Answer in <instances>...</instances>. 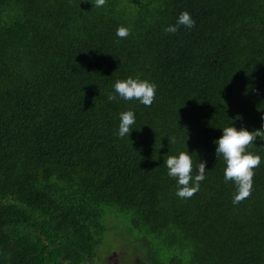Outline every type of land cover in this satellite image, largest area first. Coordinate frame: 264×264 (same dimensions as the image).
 Masks as SVG:
<instances>
[{"label": "trees", "instance_id": "trees-1", "mask_svg": "<svg viewBox=\"0 0 264 264\" xmlns=\"http://www.w3.org/2000/svg\"><path fill=\"white\" fill-rule=\"evenodd\" d=\"M92 3L0 0V264H264V159L234 205L214 143L264 129V0ZM129 76L151 106L108 100ZM181 151L207 161L190 198L164 163Z\"/></svg>", "mask_w": 264, "mask_h": 264}, {"label": "clouds", "instance_id": "clouds-1", "mask_svg": "<svg viewBox=\"0 0 264 264\" xmlns=\"http://www.w3.org/2000/svg\"><path fill=\"white\" fill-rule=\"evenodd\" d=\"M106 0H94L93 7H103ZM196 20L187 10L181 12L174 24L164 28L166 33H175L180 26L193 28ZM120 38L129 35V29L120 26L116 30ZM114 91L108 95V100L113 101L118 97L125 101L138 100L140 104L151 106L155 100L157 85L139 76H129L124 80H117ZM136 116L132 109L120 113L118 135L120 138L131 135ZM259 138L264 141V129L250 131L247 128H237L234 124L222 128V135L214 142L217 157H222L225 162L224 180L232 181L236 185V192L232 203L239 204L247 198L253 189L255 168L259 167L262 158L259 154L248 151V146L254 144ZM170 137V141H171ZM167 166V175L176 180V195L180 198H190L201 187V182L206 179L207 161H199L196 173L193 174V159L189 151H181L178 155H168L164 162Z\"/></svg>", "mask_w": 264, "mask_h": 264}, {"label": "rangeland", "instance_id": "rangeland-1", "mask_svg": "<svg viewBox=\"0 0 264 264\" xmlns=\"http://www.w3.org/2000/svg\"><path fill=\"white\" fill-rule=\"evenodd\" d=\"M123 255V252H121L120 254H113L112 256L108 257L107 264H119V259L121 258V256L123 257Z\"/></svg>", "mask_w": 264, "mask_h": 264}]
</instances>
